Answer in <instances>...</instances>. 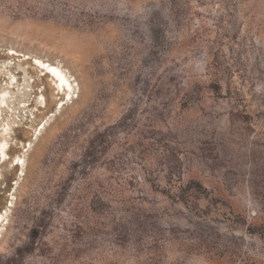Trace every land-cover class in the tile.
<instances>
[{"label":"rangeland","instance_id":"1","mask_svg":"<svg viewBox=\"0 0 264 264\" xmlns=\"http://www.w3.org/2000/svg\"><path fill=\"white\" fill-rule=\"evenodd\" d=\"M0 264H264V0H0Z\"/></svg>","mask_w":264,"mask_h":264},{"label":"bare ground","instance_id":"2","mask_svg":"<svg viewBox=\"0 0 264 264\" xmlns=\"http://www.w3.org/2000/svg\"><path fill=\"white\" fill-rule=\"evenodd\" d=\"M45 68L57 78L58 85L62 83L67 84V77L59 68H52V66L48 67L47 65ZM2 154L4 155L3 151H2Z\"/></svg>","mask_w":264,"mask_h":264},{"label":"trees","instance_id":"3","mask_svg":"<svg viewBox=\"0 0 264 264\" xmlns=\"http://www.w3.org/2000/svg\"><path fill=\"white\" fill-rule=\"evenodd\" d=\"M186 188H188V189H194V190H197L198 191V190L201 189V186L197 182L190 181L186 185ZM34 233H36V231H34Z\"/></svg>","mask_w":264,"mask_h":264}]
</instances>
